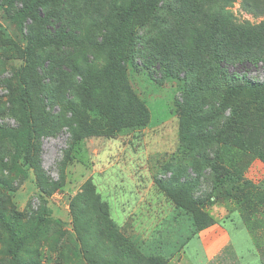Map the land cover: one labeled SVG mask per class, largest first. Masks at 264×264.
Segmentation results:
<instances>
[{
    "label": "rangeland",
    "instance_id": "1",
    "mask_svg": "<svg viewBox=\"0 0 264 264\" xmlns=\"http://www.w3.org/2000/svg\"><path fill=\"white\" fill-rule=\"evenodd\" d=\"M220 27L263 47L264 0H0V264H192L198 227L237 219L262 264L264 54L216 73Z\"/></svg>",
    "mask_w": 264,
    "mask_h": 264
},
{
    "label": "trees",
    "instance_id": "2",
    "mask_svg": "<svg viewBox=\"0 0 264 264\" xmlns=\"http://www.w3.org/2000/svg\"><path fill=\"white\" fill-rule=\"evenodd\" d=\"M131 10H132V13L138 12V10H139L138 5L132 6ZM249 32H251V29L249 30ZM236 33H237V31H235V33L227 32L220 27V28H218L216 33H214L213 35L210 36L209 52H210V55L213 59L212 65L216 68V73H218V74L219 73L223 74L222 71L218 72L219 70H217V68L220 67V63L224 60L241 59V58L250 57V56H256L257 57V55H259V54H261V55L264 54V46L263 47L256 46V49L253 52L249 48L245 47V45H246L245 40H243V39L237 40ZM218 83H219V85L221 84L220 80L218 81ZM23 85H24V87H23V99L26 101L27 106L31 107L32 104H31V98L29 96L28 83L26 81H24ZM251 86L256 87L259 85H251ZM214 88L216 90H218L219 86L214 85ZM121 90L123 91L124 95H127L128 97H130L129 98L130 100L135 101V103L138 107V115H136L138 123L142 124V125H146L148 123L149 114H148V111L145 108L144 104L136 99V97L133 95V93L131 92V90L127 86L123 85V88ZM118 95L120 98H125V96L121 95L119 92H118ZM121 102H118L116 104L122 105L123 103H121ZM184 129H185V126L183 127V130ZM184 137H185V134L183 136L181 135V139H184ZM260 155L264 161V151L260 152ZM212 170L214 173L213 188H216L221 184V179L223 177L230 178L228 176L230 174L228 172V169H223L219 163L214 162V164L212 165ZM241 211H242L243 221L245 223V226L247 227V229L251 233V236L253 238L255 246L258 250L257 252H258L259 256L264 257V250H263V246H262V241H260L258 238V229L263 228V225L261 224V222H262L261 220L264 217V199L258 200V202H255V203H247L244 207H242ZM257 215L259 217H257ZM213 223L214 222L209 223L205 226H200V227H198L197 231L202 229V228H205V227H207ZM11 240H12V242H14L18 246V249H19L22 242L20 240H18L16 233L14 231H12V233H11ZM12 253H13L14 260L18 263L19 259H17L18 254H17L16 249H13ZM144 262L146 264H154V263H151L149 260H145ZM262 262L264 264V261H262Z\"/></svg>",
    "mask_w": 264,
    "mask_h": 264
},
{
    "label": "crops",
    "instance_id": "3",
    "mask_svg": "<svg viewBox=\"0 0 264 264\" xmlns=\"http://www.w3.org/2000/svg\"><path fill=\"white\" fill-rule=\"evenodd\" d=\"M235 224L240 225L241 222L238 219L235 222L231 220L230 223L229 221L226 222L224 220H218L191 235L184 245L187 258L190 262L192 264H227L228 262L241 264L243 254L252 250L251 247H253V239L251 241L252 245H248V238L246 237V234L242 235L243 232L241 227L237 234V240L235 243L232 234V228L235 227L233 226ZM244 241L246 242L245 244ZM247 245L250 249H248ZM255 251L256 252L253 253L254 257H259L261 260L257 250ZM246 264L252 263L249 262ZM253 264H256V260H254Z\"/></svg>",
    "mask_w": 264,
    "mask_h": 264
}]
</instances>
